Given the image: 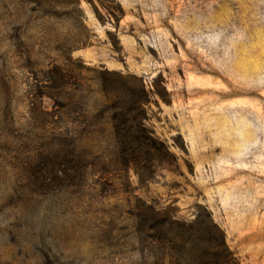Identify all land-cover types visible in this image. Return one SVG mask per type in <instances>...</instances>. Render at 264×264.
<instances>
[{
	"label": "rangeland",
	"instance_id": "rangeland-1",
	"mask_svg": "<svg viewBox=\"0 0 264 264\" xmlns=\"http://www.w3.org/2000/svg\"><path fill=\"white\" fill-rule=\"evenodd\" d=\"M205 211L264 264V0H0V264L209 263Z\"/></svg>",
	"mask_w": 264,
	"mask_h": 264
},
{
	"label": "trees",
	"instance_id": "trees-1",
	"mask_svg": "<svg viewBox=\"0 0 264 264\" xmlns=\"http://www.w3.org/2000/svg\"><path fill=\"white\" fill-rule=\"evenodd\" d=\"M105 9V8H104ZM108 15L116 20V16L114 14H110L108 10H106ZM98 19H102V16L98 14ZM50 72H54V77L57 80L62 79V75L58 73L57 68H52ZM129 122H132L134 118L125 117ZM151 139L149 137H131L129 139H124L120 142L121 148L119 157L125 162L126 165L130 164L132 160H136L138 158H142L144 156H139L136 154V150H134L133 146H141L143 148V152L145 154V159L151 158L155 156L158 151L153 144H151ZM152 147L154 151H152ZM158 155V154H157ZM194 227H191L193 231H201L202 236L204 237L207 243V252L206 254L209 256V263L205 264H238L232 253L229 251L225 244V236L222 230L212 221L210 214L205 211V219L196 218L194 221ZM193 264H201L195 263Z\"/></svg>",
	"mask_w": 264,
	"mask_h": 264
}]
</instances>
